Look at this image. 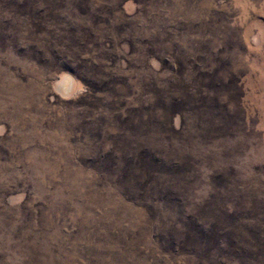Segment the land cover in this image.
Listing matches in <instances>:
<instances>
[{
    "label": "rangeland",
    "instance_id": "1",
    "mask_svg": "<svg viewBox=\"0 0 264 264\" xmlns=\"http://www.w3.org/2000/svg\"><path fill=\"white\" fill-rule=\"evenodd\" d=\"M0 264H264V0H0Z\"/></svg>",
    "mask_w": 264,
    "mask_h": 264
}]
</instances>
